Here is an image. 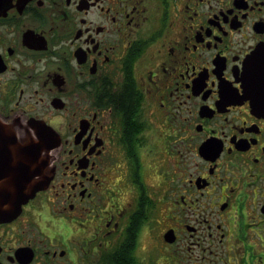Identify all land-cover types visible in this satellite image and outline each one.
<instances>
[{
    "label": "flooded vegetation",
    "instance_id": "1",
    "mask_svg": "<svg viewBox=\"0 0 264 264\" xmlns=\"http://www.w3.org/2000/svg\"><path fill=\"white\" fill-rule=\"evenodd\" d=\"M252 56L264 0H0V117L53 168L0 264H264Z\"/></svg>",
    "mask_w": 264,
    "mask_h": 264
},
{
    "label": "water",
    "instance_id": "2",
    "mask_svg": "<svg viewBox=\"0 0 264 264\" xmlns=\"http://www.w3.org/2000/svg\"><path fill=\"white\" fill-rule=\"evenodd\" d=\"M241 80L252 109L264 115L263 61L250 57ZM48 133L49 129L39 125L18 127L0 120V220L14 217L49 181L51 155L43 141Z\"/></svg>",
    "mask_w": 264,
    "mask_h": 264
}]
</instances>
